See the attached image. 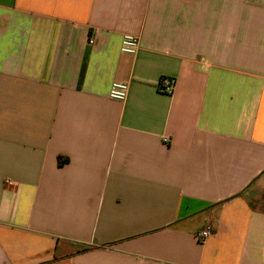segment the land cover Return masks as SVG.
<instances>
[{"label": "crops", "instance_id": "obj_1", "mask_svg": "<svg viewBox=\"0 0 264 264\" xmlns=\"http://www.w3.org/2000/svg\"><path fill=\"white\" fill-rule=\"evenodd\" d=\"M256 180L264 0H0V264H264Z\"/></svg>", "mask_w": 264, "mask_h": 264}, {"label": "built area", "instance_id": "obj_2", "mask_svg": "<svg viewBox=\"0 0 264 264\" xmlns=\"http://www.w3.org/2000/svg\"><path fill=\"white\" fill-rule=\"evenodd\" d=\"M92 42V39H89ZM138 48V37L132 34H123L120 42V51L123 53L134 54ZM158 85L165 92H171L172 81L168 77H162L158 81ZM128 91V85L123 81H113L111 82L108 89V97L111 99L122 101L126 98ZM210 235V230L208 227H204L199 233V238L203 239Z\"/></svg>", "mask_w": 264, "mask_h": 264}, {"label": "rangeland", "instance_id": "obj_3", "mask_svg": "<svg viewBox=\"0 0 264 264\" xmlns=\"http://www.w3.org/2000/svg\"><path fill=\"white\" fill-rule=\"evenodd\" d=\"M251 188L255 191V193L252 194L253 201H260L264 196V182L260 183L258 180H256L254 183H252Z\"/></svg>", "mask_w": 264, "mask_h": 264}, {"label": "trees", "instance_id": "obj_4", "mask_svg": "<svg viewBox=\"0 0 264 264\" xmlns=\"http://www.w3.org/2000/svg\"><path fill=\"white\" fill-rule=\"evenodd\" d=\"M60 157H58V159H59Z\"/></svg>", "mask_w": 264, "mask_h": 264}]
</instances>
